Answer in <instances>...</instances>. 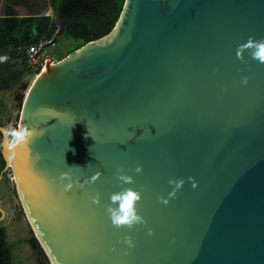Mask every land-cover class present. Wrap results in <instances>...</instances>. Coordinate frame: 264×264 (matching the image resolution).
<instances>
[{
    "label": "water",
    "instance_id": "1",
    "mask_svg": "<svg viewBox=\"0 0 264 264\" xmlns=\"http://www.w3.org/2000/svg\"><path fill=\"white\" fill-rule=\"evenodd\" d=\"M56 37L31 57L43 67L19 119L42 134L10 148L0 123V180L11 165L51 262L264 264V64L237 58L264 37V0H125L108 34L41 56ZM122 187H143L146 225H112Z\"/></svg>",
    "mask_w": 264,
    "mask_h": 264
},
{
    "label": "trees",
    "instance_id": "2",
    "mask_svg": "<svg viewBox=\"0 0 264 264\" xmlns=\"http://www.w3.org/2000/svg\"><path fill=\"white\" fill-rule=\"evenodd\" d=\"M124 1L115 0L116 8L108 31L117 22ZM23 10L22 2L6 0L0 11V57H7L6 61L0 62V88L3 85L9 86L10 82H17L22 75L34 71L35 67L29 64L26 48L32 44L51 39L58 28L59 19H55L51 15L31 16L23 13ZM62 12L61 20L68 23L70 16L66 15L65 11L62 10ZM80 37H83L84 41L75 43L68 52L90 41L89 35L84 32ZM0 123L6 125L5 122ZM4 165L5 162L0 167V173ZM29 242L49 260L36 235L33 234L29 238ZM13 248V244L7 240L6 227L0 225V264H14Z\"/></svg>",
    "mask_w": 264,
    "mask_h": 264
},
{
    "label": "clouds",
    "instance_id": "3",
    "mask_svg": "<svg viewBox=\"0 0 264 264\" xmlns=\"http://www.w3.org/2000/svg\"><path fill=\"white\" fill-rule=\"evenodd\" d=\"M245 51L249 53L253 60L264 64V37L259 40L249 37L246 43L240 44L237 48V58L243 60ZM6 60L7 57H0V62ZM248 81L249 77L245 76L242 78L243 84H247ZM2 131L6 137L5 143L10 148H14L18 145L27 146L42 134L38 133L35 129H30L28 126L4 128ZM135 171L139 173L142 171V168L137 167ZM98 175L99 174L92 178L93 181L98 178ZM117 179L122 185L135 183L133 176L128 175L123 168L118 169ZM189 180L192 181V186L194 188L197 187L194 178L189 177ZM168 183L174 186L172 191L168 194L169 199H173L176 197L177 192L184 186L185 180H169ZM143 190V187H141L140 190H134L132 187H122L120 191L114 192L110 195L111 203L107 206L106 211L114 227H127L128 229H133L135 226L146 225L147 222L140 214H138L137 208V203L142 199ZM169 199L160 197L161 202L164 204H168ZM93 203H100L99 194L93 197ZM153 234V231L149 229L148 235L151 236ZM122 243L126 244L129 248L135 247L134 239L131 236H125Z\"/></svg>",
    "mask_w": 264,
    "mask_h": 264
},
{
    "label": "rangeland",
    "instance_id": "4",
    "mask_svg": "<svg viewBox=\"0 0 264 264\" xmlns=\"http://www.w3.org/2000/svg\"><path fill=\"white\" fill-rule=\"evenodd\" d=\"M23 13H25L24 10ZM59 40L60 44H51L46 47L47 52L54 55L56 59L66 56L76 43L74 40L66 41V37H60ZM41 69L34 68L32 73L22 75L19 81L10 82L9 86L3 85L0 88V122L3 121L7 125L19 122L25 95ZM13 191L5 198L9 208H14L17 217L9 223H4L7 229V240L14 246V264H53L29 242V238L35 235V232L24 210L15 183H13Z\"/></svg>",
    "mask_w": 264,
    "mask_h": 264
},
{
    "label": "flooded vegetation",
    "instance_id": "5",
    "mask_svg": "<svg viewBox=\"0 0 264 264\" xmlns=\"http://www.w3.org/2000/svg\"><path fill=\"white\" fill-rule=\"evenodd\" d=\"M13 1L22 2L23 9L28 15H51L53 18L59 19L58 28L54 33V35H57V37L52 44H60V37H66V41L70 42L72 40H74L76 43L83 42L84 38L80 37L83 32L89 35L90 40H95L105 36L112 30L111 29L108 31L107 29L112 23L114 10L116 8L115 0ZM62 10L65 11L66 15L70 16L68 23H66L64 20H61L63 15ZM68 53L69 52H67V54ZM47 55L55 57L54 55L49 54L46 48H44L41 56ZM42 67L43 64H41L38 68Z\"/></svg>",
    "mask_w": 264,
    "mask_h": 264
},
{
    "label": "crops",
    "instance_id": "6",
    "mask_svg": "<svg viewBox=\"0 0 264 264\" xmlns=\"http://www.w3.org/2000/svg\"><path fill=\"white\" fill-rule=\"evenodd\" d=\"M0 11L3 7L4 1L5 0H0ZM3 122V121H2ZM7 125V123H6ZM2 135H0V167L2 166L4 161L3 158V154H2ZM4 178V179H3ZM1 180H0V207L4 210V215L2 216V218H0V225H6L4 222L9 223L10 221H12L13 219H15L17 217V215L15 214V210L14 208H9L7 202H6V198L5 196L8 194H11V192L13 191V183L10 182L4 175ZM6 179V181H5ZM11 188V189H10ZM1 212V211H0ZM2 215V213H1ZM0 215V217H1Z\"/></svg>",
    "mask_w": 264,
    "mask_h": 264
},
{
    "label": "built area",
    "instance_id": "7",
    "mask_svg": "<svg viewBox=\"0 0 264 264\" xmlns=\"http://www.w3.org/2000/svg\"><path fill=\"white\" fill-rule=\"evenodd\" d=\"M43 42L44 41H41L40 43L32 44V45H30L29 47L26 48V51H27V54H28V57H29V64H32L31 57L36 53V51L40 48V46L42 45ZM39 66H37V67H39ZM37 67H35V68H37ZM16 127H19V122L18 121L15 122L14 124L12 123V124L7 125V128H16ZM5 177L10 182L16 184V176H15V173H14L13 168H12L11 165L8 167L7 171L5 172Z\"/></svg>",
    "mask_w": 264,
    "mask_h": 264
},
{
    "label": "bare ground",
    "instance_id": "8",
    "mask_svg": "<svg viewBox=\"0 0 264 264\" xmlns=\"http://www.w3.org/2000/svg\"><path fill=\"white\" fill-rule=\"evenodd\" d=\"M0 135H1V134H0ZM1 138H2V137H1ZM3 179H4V178H3ZM3 179H2V180H3ZM5 181H6V179H5ZM12 188H13V187H12ZM10 189H11V188H10ZM13 192H14V191H13Z\"/></svg>",
    "mask_w": 264,
    "mask_h": 264
}]
</instances>
